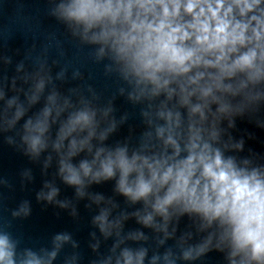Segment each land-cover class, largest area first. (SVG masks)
<instances>
[{
	"label": "clouds",
	"instance_id": "clouds-1",
	"mask_svg": "<svg viewBox=\"0 0 264 264\" xmlns=\"http://www.w3.org/2000/svg\"><path fill=\"white\" fill-rule=\"evenodd\" d=\"M49 4L48 15L78 48L88 49L92 63L103 64L116 92L105 99L84 83L64 89L68 66L53 75L59 61L49 63L50 45L36 55L33 45L11 76L6 70L13 58L0 53V135L33 161L48 152L45 172L55 156L57 176L78 199L91 201L86 207L106 205L91 222L103 242L112 243L102 252L101 239L91 232L88 247L95 256L89 264H196L213 251L225 264H264V152L249 147L240 156L246 140L259 138L247 129L239 139L233 135L237 118L264 131V0ZM55 46L60 50L59 42ZM71 80L85 77L75 69ZM117 95L141 105L145 130L137 136L129 125L127 136L108 145L130 118L126 112L116 119ZM22 176L32 179L30 170ZM108 181L130 207H141L113 217L115 200L87 191ZM0 184L11 187L4 178ZM44 187L38 202L70 208L78 218L71 201L56 199L60 190L53 182ZM11 215L30 216V203L23 201ZM184 217L189 229L177 238ZM132 218L156 235L125 232ZM9 228L0 225V264H53L66 245L72 251L63 264L82 260L69 232L53 235L50 247L33 248L21 247ZM170 239L175 245L165 247Z\"/></svg>",
	"mask_w": 264,
	"mask_h": 264
},
{
	"label": "water",
	"instance_id": "water-1",
	"mask_svg": "<svg viewBox=\"0 0 264 264\" xmlns=\"http://www.w3.org/2000/svg\"><path fill=\"white\" fill-rule=\"evenodd\" d=\"M49 7V0H0V53L13 58V65L7 68V74L9 76L14 74L15 64L24 59L25 53L32 49L33 45H36L33 55L38 54L43 46L50 45L49 63L52 60L59 61V66L53 69V75L59 71L60 67L68 66L69 82L63 85L64 89L84 83L95 88L105 99L111 97L117 89L114 79L105 77L103 64L92 63L88 59V49L78 48L65 33L63 25L48 15ZM57 42L60 44V50L64 53L63 56L55 46ZM75 69H79L83 73L85 77L83 82L71 80V73ZM114 106L116 108L114 115L117 120L126 112L130 113V118L127 124L120 126L118 131L110 137L106 142L108 145H113L115 141L122 140L127 136L129 125L135 126L137 136L145 130L139 114L141 105L133 106L125 97L117 95ZM237 126L238 131L233 133L236 139L244 134L245 129L255 132L259 138L256 141L246 140L245 151L240 153V156H247L249 147L257 152H264V147L260 143V141H264V131L256 129L247 122H242L239 118H237ZM7 135H14V133ZM47 155L48 152L42 153L39 160L33 161L24 156L21 151L7 145L3 135H0V178L7 179L11 185L8 187L0 184V225L10 224L9 230L21 240V247H50L53 235L59 232H69L79 242V251L82 256L80 264H89V261L95 256L88 247L91 241L89 235L91 232L95 231L97 237L101 239L102 252L106 251L112 243L111 238L104 243L98 229L91 222L92 217L99 213V208L106 205L92 204L91 208L86 207L91 201L87 197L78 199L75 188L65 185L57 176L58 165L55 156L51 166L46 172L44 171L43 162ZM79 159L80 157H77L73 162L78 163ZM25 170L31 171V180L22 176ZM45 181L53 182L59 188L57 200H68L76 206L78 218H73L70 215V208L61 209L55 204L37 201L38 192L48 191L44 187ZM114 188L115 181H108L99 185L93 184L87 191L102 194L105 198H113L119 205V208L113 211V217L122 210L131 212L135 208L141 207L140 204L130 207L124 197L115 193ZM25 200L30 203L31 215L13 218L12 211L17 210ZM189 225L188 218H182L176 237L178 238L182 232L187 231ZM135 229L143 230L150 237L156 235L151 229H143L134 218L125 222V232ZM169 230H171V225ZM175 242V239H170L165 247L173 246ZM149 243L154 245V240H150ZM71 251L70 245H66L60 257L53 264H63V257L71 254ZM179 264H185V262H179ZM196 264H225V261L223 254L213 251L202 262L198 261Z\"/></svg>",
	"mask_w": 264,
	"mask_h": 264
}]
</instances>
